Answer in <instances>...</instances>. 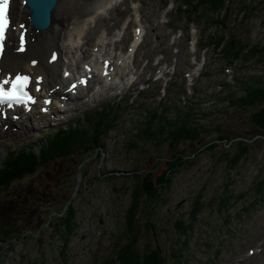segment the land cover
Listing matches in <instances>:
<instances>
[{
  "label": "rangeland",
  "instance_id": "rangeland-1",
  "mask_svg": "<svg viewBox=\"0 0 264 264\" xmlns=\"http://www.w3.org/2000/svg\"><path fill=\"white\" fill-rule=\"evenodd\" d=\"M202 1L117 0L89 24L78 55L92 54L104 34L103 56L120 58L138 26L140 42L126 64L132 84L116 75L118 84L101 86L93 78L59 114L0 128V167L16 160L7 159L8 148L20 150L22 166L31 159L0 181V264H118L130 240L131 207L139 255L158 249L162 264H264V186L257 190L264 182V133L252 132L250 114L258 106L228 102L238 83L264 77V0H224L219 8ZM230 38L239 49L229 51ZM94 87L102 89L88 95ZM99 107L106 112L90 113ZM191 111L187 121H200L198 137L172 148L157 128L163 133L162 119L178 125ZM72 123L80 139L54 150L51 132ZM240 138L246 153L231 166ZM173 153L184 162L156 186L151 202L146 175L133 172L157 162L147 177L153 186Z\"/></svg>",
  "mask_w": 264,
  "mask_h": 264
},
{
  "label": "bare ground",
  "instance_id": "bare-ground-1",
  "mask_svg": "<svg viewBox=\"0 0 264 264\" xmlns=\"http://www.w3.org/2000/svg\"><path fill=\"white\" fill-rule=\"evenodd\" d=\"M80 1L56 0L50 11L49 24L46 28L38 30L31 25L28 19L29 11L24 5V1L11 0L7 47L0 56V73L15 71L28 73L30 87L37 99L35 105L31 106L32 111L29 113L23 112L22 108L6 112L4 119L0 117L2 122L0 128L5 129L7 127L9 129L16 125L23 128L20 119L33 126L32 120L34 121L42 115L38 109L43 106V96L47 94L52 96V102L46 108V115L59 114L64 111L68 103H71L69 101H73L78 96L79 91L87 88L86 83L78 81L81 72H90L88 81L94 78L96 85L101 86L112 83L113 76L117 75L119 82L120 76L127 79L131 75L132 72L126 68V64L131 60L132 51L140 41L139 27L135 28L137 35L128 53L120 58L116 59L111 56L105 58L103 56L107 39L104 34L100 35L98 42L92 46V54L89 53V56L78 55L82 52V45L85 44L83 36L90 28L89 24L95 21V17L100 19L104 12L113 8L117 2V0H84V2L89 1L92 4L87 9L81 7ZM113 38H110L111 41ZM53 50L57 51L58 56L50 61L48 58ZM87 52L88 50H86ZM66 55L70 59H63V56L66 57ZM78 57L86 60L85 62L81 61L79 67L75 63ZM102 57L105 59L102 60ZM29 59H34L35 62L29 65ZM83 63H86V66H82ZM93 68H97L99 74ZM76 77L77 79H75ZM70 79H74L73 82ZM64 85L67 86L66 89ZM110 87L108 88L111 89ZM91 90L93 92L91 94L87 92L88 95L99 91L96 87Z\"/></svg>",
  "mask_w": 264,
  "mask_h": 264
},
{
  "label": "trees",
  "instance_id": "trees-1",
  "mask_svg": "<svg viewBox=\"0 0 264 264\" xmlns=\"http://www.w3.org/2000/svg\"><path fill=\"white\" fill-rule=\"evenodd\" d=\"M202 2H201V4L204 5V3H202ZM206 2L207 3H213V5L215 3V7L219 8V6H217V5H222L224 0H208ZM194 5H195V2L192 1L190 3V7L194 6ZM179 10L182 11V13H183V9L179 8ZM184 12H186V10ZM185 20L187 23H189L192 21V18L190 16H187V17H185ZM235 41L236 40L233 38L229 39V41L227 43L228 47H229L228 48L229 51L232 49V47L233 48L236 47L239 49V47L236 45ZM238 85H239V88H237V92H236V93H238V95L233 94V97L231 96L229 98L228 102H231L232 106L234 108L258 106L256 108V110L250 114V118H251L250 120H251L252 125L254 127L252 132H253V134L264 133V105H260V103L264 104V77H263V79H259L258 77H251L248 80H245L241 83H238ZM191 109H193V107H191ZM102 112H106V110H104ZM102 112H99L97 114L100 116ZM218 113H219V110H217V111L216 110H210V109L208 110V114H210V115L216 116ZM192 115H194V113L192 111L189 114H188V112H186L185 115L183 116V118L180 120L181 123L178 125L173 123V121H171V120H168V119L163 120L162 119V122H164V127H163L164 132L161 133L162 129L157 128V130L160 132L158 134L161 136V138L163 140H167L169 145L172 148H174L181 141L187 142V141L195 140L199 135V132L196 131V127L200 126L201 124H200V121H194V123L191 122V124H190L189 121H187V120L189 118H191ZM161 116H159V117L161 118ZM152 117H153V113H152ZM151 123L152 122H148L147 128L151 125ZM159 126H160V124L158 125V127ZM165 127H167V129ZM72 129H73V127L69 128V130L66 131V130H64V128H60L58 130V133H57L58 135H56L55 138L50 137V139H53V140H51L50 145H53L54 150L58 151V150L64 149V145H66L69 141L73 142V140H72L73 138L80 139L79 135L76 134V132H70ZM65 133H66V135H69L68 139H66L62 142L57 141V138L61 137ZM151 135H152V133L149 132L148 137H150ZM226 136H227V134L223 135V137H226ZM238 143L237 144L240 146V148H239L240 152H239L237 157L235 156L236 158L229 161V165H231V166H233V165H235V163H237V161L240 158V154L246 153V152H244L245 151V148H244L245 139L240 138ZM204 144H208V142H204L203 145ZM19 153H20V151H18L17 153L14 154L16 160L14 162L12 161V163H13L12 167L7 168L6 163L3 167L2 166L0 167V181L8 175L10 176V175H13L15 173H19L17 170L14 171V169L23 168V166H27L26 163H29V164L31 163V161H30L31 159L26 158L27 162L25 161V164L22 166V163H20V161H22L23 154L22 153L19 154ZM166 160L169 161V164L167 165L168 167L166 168V170H164L162 175L159 177L157 183L153 186L151 185L150 181L147 180V177L151 173V170L154 169L155 167H157V162H155L153 167L150 169L135 170L133 172L132 176H135V178L138 177L139 175H142V174L146 175V178H145L146 185L143 184V186H145L144 187V191L146 193L145 198L150 199L151 202H153L158 197V192H157L156 186L161 187L165 184V182H167L170 179L169 175L172 174V171L175 167L179 166L181 163L184 162V157L179 155L178 153H173V155H171V157L166 159ZM257 183H258V189L257 190H261L262 187L264 186V182H261V183L257 182ZM136 187L137 186L134 187L133 192L136 189ZM129 214H130V216L127 218V221L125 224L128 225V230L131 232L130 240L128 241V243H125L124 246H121V248L119 249V254H117L118 264H162V262L160 260L162 256L158 253V251H159L158 249H153V250L151 249L150 252H146V253L141 254V255H139V253L137 254L136 250L134 251L135 247L133 244H134L135 237H136V230L134 229V231H133V227L131 226V223H130L132 220L131 218L135 215V210H133V207L130 208Z\"/></svg>",
  "mask_w": 264,
  "mask_h": 264
},
{
  "label": "water",
  "instance_id": "water-1",
  "mask_svg": "<svg viewBox=\"0 0 264 264\" xmlns=\"http://www.w3.org/2000/svg\"><path fill=\"white\" fill-rule=\"evenodd\" d=\"M56 0H25L24 5L28 9V19L31 25L38 30L47 27L50 19V11Z\"/></svg>",
  "mask_w": 264,
  "mask_h": 264
},
{
  "label": "snow or ice",
  "instance_id": "snow-or-ice-1",
  "mask_svg": "<svg viewBox=\"0 0 264 264\" xmlns=\"http://www.w3.org/2000/svg\"><path fill=\"white\" fill-rule=\"evenodd\" d=\"M9 25V0H0V40L4 39L5 32L8 29ZM27 80V76H17L16 81L13 82L14 88L16 89L15 92L12 90H4L3 85H7L9 83V81L5 80L3 82V85H0V102L5 100L18 99L17 92L21 90V86L17 82H26Z\"/></svg>",
  "mask_w": 264,
  "mask_h": 264
}]
</instances>
